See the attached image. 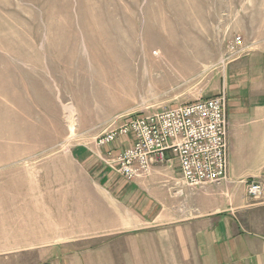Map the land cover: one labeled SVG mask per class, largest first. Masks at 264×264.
Wrapping results in <instances>:
<instances>
[{"label":"rangeland","instance_id":"1","mask_svg":"<svg viewBox=\"0 0 264 264\" xmlns=\"http://www.w3.org/2000/svg\"><path fill=\"white\" fill-rule=\"evenodd\" d=\"M235 36L264 38V0H0V264H129L82 202L124 179L96 137L218 90Z\"/></svg>","mask_w":264,"mask_h":264},{"label":"crops","instance_id":"2","mask_svg":"<svg viewBox=\"0 0 264 264\" xmlns=\"http://www.w3.org/2000/svg\"><path fill=\"white\" fill-rule=\"evenodd\" d=\"M245 42L209 95L223 90L226 97V181L188 188L167 154L145 178L110 175L111 182H93L97 193L83 190L82 202L93 196L104 214L92 226L115 233L114 250L129 251V264H264V38ZM254 178L263 186L258 198L247 193ZM76 210L89 228V208ZM65 222L74 231V222Z\"/></svg>","mask_w":264,"mask_h":264},{"label":"built area","instance_id":"3","mask_svg":"<svg viewBox=\"0 0 264 264\" xmlns=\"http://www.w3.org/2000/svg\"><path fill=\"white\" fill-rule=\"evenodd\" d=\"M242 45L235 36L231 52ZM107 148L102 160L126 180L149 175L154 164H178L185 184L197 188L227 180L226 97L223 92L148 113L120 116L117 124L96 137ZM263 188L258 180L247 182V193L256 198Z\"/></svg>","mask_w":264,"mask_h":264},{"label":"bare ground","instance_id":"4","mask_svg":"<svg viewBox=\"0 0 264 264\" xmlns=\"http://www.w3.org/2000/svg\"><path fill=\"white\" fill-rule=\"evenodd\" d=\"M90 29H91V28H90ZM90 29H87V33H88L89 35H91V32L94 31L93 29H91L92 31H91ZM99 31H101V30H99ZM101 35H102V34H101ZM106 36H107V35H106ZM101 38H104V37H101V36L98 37L99 40H101ZM93 39H94V38H93ZM106 50H107V51L105 52L106 54H105V56H104V60H105V61L109 60V55H110V53H109V52H110L109 49H106ZM110 50H112V49H110Z\"/></svg>","mask_w":264,"mask_h":264}]
</instances>
